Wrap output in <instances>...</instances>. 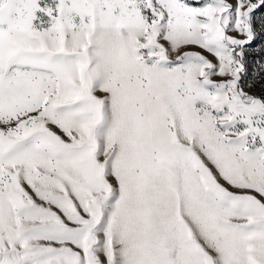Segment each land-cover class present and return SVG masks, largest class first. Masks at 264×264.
Wrapping results in <instances>:
<instances>
[{
    "label": "snow or ice",
    "instance_id": "1",
    "mask_svg": "<svg viewBox=\"0 0 264 264\" xmlns=\"http://www.w3.org/2000/svg\"><path fill=\"white\" fill-rule=\"evenodd\" d=\"M0 264H264V0H0Z\"/></svg>",
    "mask_w": 264,
    "mask_h": 264
}]
</instances>
